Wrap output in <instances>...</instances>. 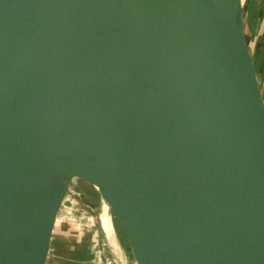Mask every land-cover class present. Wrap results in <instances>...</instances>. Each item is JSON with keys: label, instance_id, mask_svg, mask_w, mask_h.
<instances>
[{"label": "water", "instance_id": "water-1", "mask_svg": "<svg viewBox=\"0 0 264 264\" xmlns=\"http://www.w3.org/2000/svg\"><path fill=\"white\" fill-rule=\"evenodd\" d=\"M255 58L244 0H0V264L74 188L136 264H264Z\"/></svg>", "mask_w": 264, "mask_h": 264}, {"label": "crops", "instance_id": "crops-1", "mask_svg": "<svg viewBox=\"0 0 264 264\" xmlns=\"http://www.w3.org/2000/svg\"><path fill=\"white\" fill-rule=\"evenodd\" d=\"M245 4L246 8L249 6L250 11L253 12V20L256 22V18L259 19V22H256L255 25L257 32L259 28L263 32L264 0H246ZM257 36L254 32L255 39ZM261 37L264 38V33H262ZM72 200H75V198ZM72 200H69L70 207L68 208L67 206L66 208L64 204L62 209L65 212L60 211L59 213L53 233L48 264H103V259L107 263L108 257L103 256L102 252L103 238L101 237V232L103 216H100L97 208L88 207L86 204L82 208L75 207V202L72 203ZM74 212L76 213L75 216L72 214ZM74 219L77 221L76 228L73 226L75 225ZM124 249L127 255L126 263L136 264L129 248ZM116 264L119 263L117 262Z\"/></svg>", "mask_w": 264, "mask_h": 264}, {"label": "rangeland", "instance_id": "rangeland-1", "mask_svg": "<svg viewBox=\"0 0 264 264\" xmlns=\"http://www.w3.org/2000/svg\"><path fill=\"white\" fill-rule=\"evenodd\" d=\"M246 3V0H244ZM246 17H247V32H248V37L249 41L251 43V47L256 53L258 54L259 60L257 59L255 53V59L258 65V70H259V76L262 82L263 90H264V38H262V32L261 28H259V31L257 32V28H255L256 22H259V19L256 18V22L253 20L254 19V14L252 11H250L249 6L246 8ZM259 10V9H258ZM259 15V12H258ZM257 16V15H256ZM254 32L255 35H258L257 38H254ZM260 37V39H259ZM258 60V61H257ZM75 200H72L74 199ZM69 200H72V203L75 202V207L82 208L86 203L85 202H94L91 200L88 195L84 191H80L78 189H72L69 191L66 199H65V207L68 208L70 207V202ZM89 207V206H88ZM84 208V207H83ZM61 209V212H65V210ZM67 210V209H66ZM99 212L102 215V211L100 210L99 207ZM73 216L76 215V213H72ZM109 225H108V232H104L102 229L101 232V237L103 238V246H102V252L103 256L108 257L107 258V264H116L117 262L127 264L126 259L127 255L125 253V249L123 248V245L119 242V237H121L116 225L114 224V221L112 218H110ZM75 225H73L76 228V219H74ZM68 225V224H67ZM73 227V228H74ZM105 228V229H107ZM100 234V233H99ZM125 243V241H123ZM121 245V246H120ZM127 248V246H124ZM50 258V256H49ZM116 260V261H115ZM49 262V259H48ZM47 262V264H48ZM50 264V263H49Z\"/></svg>", "mask_w": 264, "mask_h": 264}, {"label": "flooded vegetation", "instance_id": "flooded-vegetation-1", "mask_svg": "<svg viewBox=\"0 0 264 264\" xmlns=\"http://www.w3.org/2000/svg\"><path fill=\"white\" fill-rule=\"evenodd\" d=\"M245 7H246V4H245ZM254 51V50H253ZM254 53H255V55H256V57H257V59L259 60V57H258V55H257V53H256V51H254ZM257 60V61H258ZM91 200H93L94 201V199L92 198V197H90V196H88ZM86 203V205L87 206H89V207H93L92 206V202H85ZM94 208H97L98 210H99V207H94ZM100 213V212H99ZM100 216H101V214H100ZM102 216H104L103 214H102ZM109 221H110V219H109ZM114 221V220H113ZM114 224L116 225V227H117V229H118V231H119V233H120V235H121V237H119V242L123 245V247L124 246H127V249H128V242H127V240H126V237L124 236V234L121 232V230L119 229V227H118V225L115 223V221H114ZM102 229H103V231L106 233V231L104 230V228H103V226H102ZM107 234V233H106ZM123 241H125V243L123 242ZM124 248H126V247H124Z\"/></svg>", "mask_w": 264, "mask_h": 264}, {"label": "bare ground", "instance_id": "bare-ground-1", "mask_svg": "<svg viewBox=\"0 0 264 264\" xmlns=\"http://www.w3.org/2000/svg\"><path fill=\"white\" fill-rule=\"evenodd\" d=\"M104 216H103V222H102V226H103V228H104V230L106 231V232H108L109 230H108V225H109V217L106 215V214H103ZM105 228H107V229H105Z\"/></svg>", "mask_w": 264, "mask_h": 264}, {"label": "trees", "instance_id": "trees-1", "mask_svg": "<svg viewBox=\"0 0 264 264\" xmlns=\"http://www.w3.org/2000/svg\"><path fill=\"white\" fill-rule=\"evenodd\" d=\"M92 206L93 207H99V203L97 202V200L94 199V202H92ZM129 248V247H128ZM130 250V249H129Z\"/></svg>", "mask_w": 264, "mask_h": 264}, {"label": "built area", "instance_id": "built-area-1", "mask_svg": "<svg viewBox=\"0 0 264 264\" xmlns=\"http://www.w3.org/2000/svg\"><path fill=\"white\" fill-rule=\"evenodd\" d=\"M64 203H65V202H64ZM63 205H64V204H63ZM105 261H106V260L103 259V260H102V263H103V264H107Z\"/></svg>", "mask_w": 264, "mask_h": 264}]
</instances>
